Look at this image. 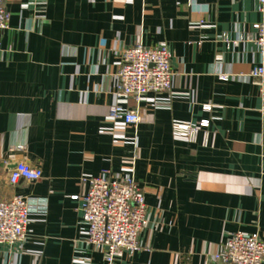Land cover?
Segmentation results:
<instances>
[{"label": "crops", "instance_id": "crops-1", "mask_svg": "<svg viewBox=\"0 0 264 264\" xmlns=\"http://www.w3.org/2000/svg\"><path fill=\"white\" fill-rule=\"evenodd\" d=\"M4 5L0 201L25 197L34 210L23 241L0 243V264H109L86 242L71 198L85 194L83 177L102 173L134 177L147 209L140 248L112 264H208L232 232L264 240V117L249 76L260 55L247 39L258 0ZM136 43L165 45L174 76L169 91L128 98L141 113L133 126L107 116L121 52ZM173 119L208 125L189 141L172 131ZM18 161L41 178L11 184Z\"/></svg>", "mask_w": 264, "mask_h": 264}, {"label": "built area", "instance_id": "built-area-1", "mask_svg": "<svg viewBox=\"0 0 264 264\" xmlns=\"http://www.w3.org/2000/svg\"><path fill=\"white\" fill-rule=\"evenodd\" d=\"M35 2L43 0H32ZM5 0H0V33L9 26V12ZM193 1H191L192 3ZM260 20L254 25L255 32L247 36L258 48L260 62L249 71L255 81L260 95V114L264 117V0H258ZM114 88L116 98L109 106L107 119L120 120L125 124L137 126L141 121L138 109L127 106L128 98L136 101L147 93L169 91L174 76L171 66V54L163 44L145 46L136 43L121 52L120 66L117 71ZM222 80L227 75L220 74ZM204 110H211L206 104ZM207 120L199 123L173 119L172 131L189 141L207 127ZM23 151L22 145L14 147ZM42 171L24 161L15 163L8 175V181L15 184L19 179L38 180ZM87 184L83 196L72 195L73 200L80 201L81 218L86 226V242L104 252L107 263L112 264L121 251L130 254L137 251L138 234L146 224V205L143 192L132 176L116 177L102 173L83 177ZM31 199L12 196L0 201V243L11 244L23 241L28 232L29 215L34 210ZM264 262V240L258 233L235 231L229 234L214 253L208 264H262Z\"/></svg>", "mask_w": 264, "mask_h": 264}]
</instances>
